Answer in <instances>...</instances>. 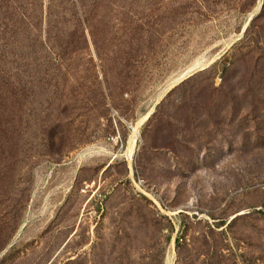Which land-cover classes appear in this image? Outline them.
Wrapping results in <instances>:
<instances>
[{
	"label": "rangeland",
	"instance_id": "374dc122",
	"mask_svg": "<svg viewBox=\"0 0 264 264\" xmlns=\"http://www.w3.org/2000/svg\"><path fill=\"white\" fill-rule=\"evenodd\" d=\"M0 264H264V0H0Z\"/></svg>",
	"mask_w": 264,
	"mask_h": 264
},
{
	"label": "bare ground",
	"instance_id": "6f19581e",
	"mask_svg": "<svg viewBox=\"0 0 264 264\" xmlns=\"http://www.w3.org/2000/svg\"><path fill=\"white\" fill-rule=\"evenodd\" d=\"M134 132H137V129L136 128H134Z\"/></svg>",
	"mask_w": 264,
	"mask_h": 264
}]
</instances>
